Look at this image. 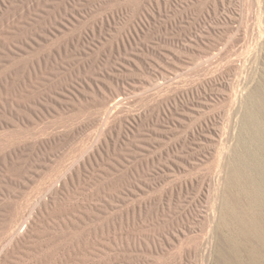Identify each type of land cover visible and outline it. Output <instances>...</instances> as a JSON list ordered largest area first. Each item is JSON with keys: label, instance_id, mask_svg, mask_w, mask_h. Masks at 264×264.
<instances>
[{"label": "bare ground", "instance_id": "obj_1", "mask_svg": "<svg viewBox=\"0 0 264 264\" xmlns=\"http://www.w3.org/2000/svg\"><path fill=\"white\" fill-rule=\"evenodd\" d=\"M178 6L169 5L167 12L174 15ZM5 7V0H0V11ZM182 8L200 14L197 27L188 28L183 41L181 34L172 38L171 47L154 46L168 67L143 82L155 84L159 76L163 80L155 88L163 89L193 69L204 94L200 98L198 86L183 85L156 99L146 151L157 153L144 159L142 150L135 152L141 158L136 160L134 186L149 190L168 181L169 189L159 197L139 200L115 219L104 220L99 203L77 212L64 204L53 212L60 189L56 182L66 188L73 172L81 177L85 162L50 181L46 190L53 205L41 197H32L26 204L30 196L19 203L23 189L30 187L39 171L27 180H13L2 168L0 264H264V0H187ZM141 17L153 18L149 11ZM141 25H133L136 36L143 30ZM241 27L246 41L240 49L212 53L225 36L232 38L226 41L230 44ZM211 58L218 61L215 67L205 64ZM106 88L102 78L89 77L71 95L80 101L87 91L100 94ZM206 91L215 94L208 98ZM126 99L118 97L119 102ZM209 109L216 112L206 113ZM142 116L139 113L134 119L140 121ZM178 132L182 135L172 139ZM188 139L194 141L190 146ZM162 140H169L166 147ZM201 145L205 146L202 157ZM21 161L20 150L1 157L4 166ZM49 161L44 166L51 170L57 159ZM207 162L210 165L202 176L191 175L176 183L178 173L198 170ZM191 190L199 191L191 196ZM193 206L203 209L196 213ZM169 215L171 222L163 226ZM79 228L83 230L76 232ZM155 255L169 258L158 260Z\"/></svg>", "mask_w": 264, "mask_h": 264}, {"label": "rangeland", "instance_id": "obj_2", "mask_svg": "<svg viewBox=\"0 0 264 264\" xmlns=\"http://www.w3.org/2000/svg\"><path fill=\"white\" fill-rule=\"evenodd\" d=\"M185 1L5 0L6 7L0 11V169H7L13 180H27L34 170L39 171L30 187L23 189L19 203L30 196L26 204L32 197H41L53 205L46 190L50 181L61 172L72 173L78 162H85L80 178L73 172V180L66 188L61 181L56 182L60 189L53 212L60 211L64 204L77 212L99 203L103 219L112 220L139 200L159 197L169 189L168 181L149 190L134 186L136 160L141 158L135 152L142 150L144 159L157 153L146 151L149 117L156 99L183 85L198 86L200 98L204 94L193 69L163 89L155 88L163 80L159 76L155 84L143 82L168 67L154 46L171 47L172 38L181 34L183 41L187 29L197 27L200 14L195 9L186 12L182 8ZM175 4L179 6L172 15L167 10ZM147 9L154 19L141 17ZM139 22H143V30L136 36L133 25ZM230 39L225 36L212 53L221 48L240 49L246 41L245 28L236 32L233 43L226 44ZM205 64L215 67L218 61L211 58ZM95 76L106 82L104 93L87 91L80 101L72 97V89L80 81ZM206 93L208 98L215 94ZM119 95L128 99L119 102ZM214 112L209 109L206 113ZM139 113L143 116L136 122L134 116ZM181 135L178 132L172 139ZM162 141V147L169 143ZM190 142L194 141L188 139L186 144L190 146ZM198 149L202 157L205 146ZM13 150L22 151V161L2 165L1 157ZM54 158V167L47 169L44 163ZM209 165L210 162L203 163L199 171L178 173L176 183L191 175L202 176ZM130 191L136 195L130 197ZM198 191L191 190L190 195L196 196ZM163 201L167 202V195ZM79 202H83L80 207ZM192 209L197 213L203 208ZM170 222L169 215L161 224Z\"/></svg>", "mask_w": 264, "mask_h": 264}]
</instances>
